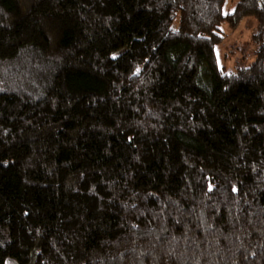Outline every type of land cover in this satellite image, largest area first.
I'll list each match as a JSON object with an SVG mask.
<instances>
[{
	"label": "trees",
	"instance_id": "1",
	"mask_svg": "<svg viewBox=\"0 0 264 264\" xmlns=\"http://www.w3.org/2000/svg\"><path fill=\"white\" fill-rule=\"evenodd\" d=\"M226 2L0 0V264H264V0Z\"/></svg>",
	"mask_w": 264,
	"mask_h": 264
},
{
	"label": "rangeland",
	"instance_id": "2",
	"mask_svg": "<svg viewBox=\"0 0 264 264\" xmlns=\"http://www.w3.org/2000/svg\"><path fill=\"white\" fill-rule=\"evenodd\" d=\"M238 0H227L225 12H233ZM258 21L254 16H246L239 27L232 29L227 22L222 25L224 39L217 46L221 67L236 71L240 66H249L255 59L259 44L255 39Z\"/></svg>",
	"mask_w": 264,
	"mask_h": 264
}]
</instances>
